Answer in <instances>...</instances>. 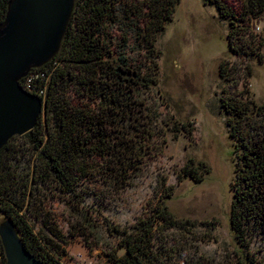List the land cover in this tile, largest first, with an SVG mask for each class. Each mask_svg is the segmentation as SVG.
Here are the masks:
<instances>
[{"label": "trees", "instance_id": "1", "mask_svg": "<svg viewBox=\"0 0 264 264\" xmlns=\"http://www.w3.org/2000/svg\"><path fill=\"white\" fill-rule=\"evenodd\" d=\"M12 1L0 0V24ZM238 1L237 16L223 0H203L229 22V45L235 55L241 54L235 41L242 43L251 21L264 14V0ZM179 3L76 0L59 54L28 75L40 76L34 87L45 91V107L33 131L14 137L0 150V213L43 264H62V246L69 238L88 244L98 232L91 218L94 208L85 209L82 199H87L90 184H107L117 193L141 172L156 135V117L142 96L157 84V42ZM220 74L229 77L224 64ZM221 108L235 142L230 227L241 257L237 264H264V105L229 97ZM183 173L201 183L189 165ZM51 198H59L73 213L76 222L68 238L48 211ZM171 198L172 194L163 196L154 213L130 229L106 225L109 236L117 240V247L106 253L109 264H158L153 252L156 228L191 224L169 211ZM258 243L261 248L252 250ZM0 264H7L1 238Z\"/></svg>", "mask_w": 264, "mask_h": 264}, {"label": "rangeland", "instance_id": "2", "mask_svg": "<svg viewBox=\"0 0 264 264\" xmlns=\"http://www.w3.org/2000/svg\"><path fill=\"white\" fill-rule=\"evenodd\" d=\"M223 1L240 14L238 0ZM229 32V22L215 6L180 0L157 42V84L142 96L156 117L149 156L124 191L116 193L102 183L88 186L90 196L82 199L85 209L94 208L91 218L98 232L88 244L82 238L67 239L62 264H109L106 253L117 247V240L109 236L106 225L130 229L149 218L168 194L169 211L178 221L191 224L156 228L153 252L158 264L238 263L241 257L230 227L235 142L221 102L234 97L244 104L264 105V14L251 21L242 43L235 41L239 55L231 51ZM132 57L138 60L137 55ZM222 64L229 82L221 77ZM187 165L201 183L184 175ZM47 208L68 238L76 222L70 208L59 198L49 199ZM4 222L0 213V225ZM260 248L258 243L252 250Z\"/></svg>", "mask_w": 264, "mask_h": 264}, {"label": "water", "instance_id": "3", "mask_svg": "<svg viewBox=\"0 0 264 264\" xmlns=\"http://www.w3.org/2000/svg\"><path fill=\"white\" fill-rule=\"evenodd\" d=\"M76 0H13L0 24V150L33 131L45 103L21 81L60 52ZM7 264H43L29 253L10 220L0 225Z\"/></svg>", "mask_w": 264, "mask_h": 264}, {"label": "built area", "instance_id": "4", "mask_svg": "<svg viewBox=\"0 0 264 264\" xmlns=\"http://www.w3.org/2000/svg\"><path fill=\"white\" fill-rule=\"evenodd\" d=\"M35 78H40V76L36 77V76H31L30 78H27L25 82H22V87L23 89L32 94V95H35V96H38V97H44L45 96V91L43 90H37L35 87H34V80Z\"/></svg>", "mask_w": 264, "mask_h": 264}, {"label": "clouds", "instance_id": "5", "mask_svg": "<svg viewBox=\"0 0 264 264\" xmlns=\"http://www.w3.org/2000/svg\"><path fill=\"white\" fill-rule=\"evenodd\" d=\"M26 78H27V77H26ZM23 80H24V79H23ZM23 80H22V81H23ZM22 81H21V86H22ZM34 96H35V95H34ZM37 97H38V96H37ZM39 98H40V97H39ZM40 99H41V98H40ZM41 100H42V99H41ZM42 101H43V100H42ZM43 102H44V101H43Z\"/></svg>", "mask_w": 264, "mask_h": 264}]
</instances>
